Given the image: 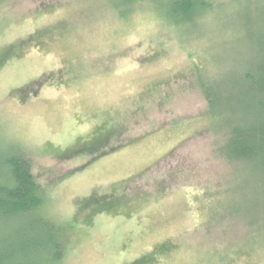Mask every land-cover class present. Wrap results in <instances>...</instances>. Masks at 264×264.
<instances>
[{
  "label": "rangeland",
  "instance_id": "obj_1",
  "mask_svg": "<svg viewBox=\"0 0 264 264\" xmlns=\"http://www.w3.org/2000/svg\"><path fill=\"white\" fill-rule=\"evenodd\" d=\"M209 1L177 26L150 0H0V161L42 188L57 264H264V182L223 150L264 0Z\"/></svg>",
  "mask_w": 264,
  "mask_h": 264
},
{
  "label": "trees",
  "instance_id": "obj_2",
  "mask_svg": "<svg viewBox=\"0 0 264 264\" xmlns=\"http://www.w3.org/2000/svg\"><path fill=\"white\" fill-rule=\"evenodd\" d=\"M136 1L120 0V4L127 8ZM150 1L161 18L177 26L194 22L212 7L209 0ZM262 52L256 67L244 71L240 87L245 89L240 90L237 102L233 97L226 99L225 104L236 105L231 108L223 150L232 159L244 160L264 182V49ZM203 87L210 106L222 103V94L212 93L204 82ZM44 200L24 156L14 152L5 155L0 161V264L59 263L63 254L61 228L42 212Z\"/></svg>",
  "mask_w": 264,
  "mask_h": 264
}]
</instances>
